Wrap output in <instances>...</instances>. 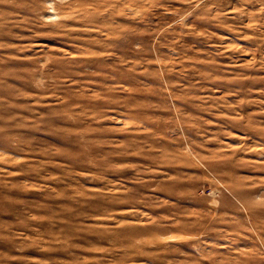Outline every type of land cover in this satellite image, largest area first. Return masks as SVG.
Returning a JSON list of instances; mask_svg holds the SVG:
<instances>
[{
  "label": "rangeland",
  "instance_id": "rangeland-1",
  "mask_svg": "<svg viewBox=\"0 0 264 264\" xmlns=\"http://www.w3.org/2000/svg\"><path fill=\"white\" fill-rule=\"evenodd\" d=\"M0 264H264V0H0Z\"/></svg>",
  "mask_w": 264,
  "mask_h": 264
}]
</instances>
